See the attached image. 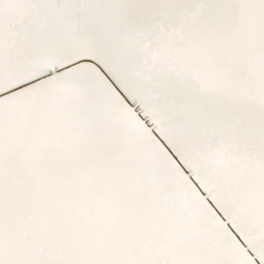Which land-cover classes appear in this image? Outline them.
Masks as SVG:
<instances>
[{"label":"snow or ice","instance_id":"obj_1","mask_svg":"<svg viewBox=\"0 0 264 264\" xmlns=\"http://www.w3.org/2000/svg\"><path fill=\"white\" fill-rule=\"evenodd\" d=\"M0 264H264V0H0Z\"/></svg>","mask_w":264,"mask_h":264}]
</instances>
